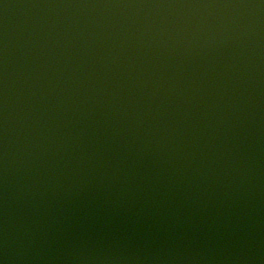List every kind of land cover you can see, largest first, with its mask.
<instances>
[{
  "label": "water",
  "instance_id": "95a60500",
  "mask_svg": "<svg viewBox=\"0 0 264 264\" xmlns=\"http://www.w3.org/2000/svg\"><path fill=\"white\" fill-rule=\"evenodd\" d=\"M0 264H264V0H0Z\"/></svg>",
  "mask_w": 264,
  "mask_h": 264
}]
</instances>
